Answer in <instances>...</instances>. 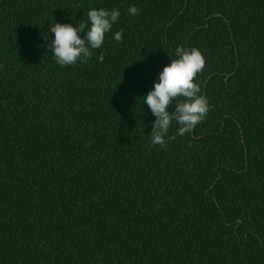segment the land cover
I'll use <instances>...</instances> for the list:
<instances>
[{
  "label": "trees",
  "instance_id": "obj_1",
  "mask_svg": "<svg viewBox=\"0 0 264 264\" xmlns=\"http://www.w3.org/2000/svg\"><path fill=\"white\" fill-rule=\"evenodd\" d=\"M93 7L121 15L60 67L49 24ZM177 46L210 110L161 147L140 97ZM0 264H264V0H0Z\"/></svg>",
  "mask_w": 264,
  "mask_h": 264
},
{
  "label": "clouds",
  "instance_id": "obj_2",
  "mask_svg": "<svg viewBox=\"0 0 264 264\" xmlns=\"http://www.w3.org/2000/svg\"><path fill=\"white\" fill-rule=\"evenodd\" d=\"M127 14L136 16L139 9L133 5L128 7ZM118 9L90 8L87 12L86 22L60 23L54 20L49 24L47 33L52 37L44 38L48 41L46 47L51 52V57L60 67L73 66L90 58L92 50L104 46L105 37L112 31L120 17ZM83 33V37L81 36ZM111 38L116 42L123 39V30L112 33ZM176 59L170 60L158 73L152 88L142 97V106L147 105L148 112L154 117L151 122L149 135L152 145L164 147L168 140L175 136H184L191 132L197 124L203 121L210 110V104L201 88L195 82V77L205 65V58L198 48L186 49L177 46L174 51ZM103 62L104 55L97 57ZM182 97V100H178ZM173 110L168 111L169 105ZM175 124L176 132L169 136L170 127Z\"/></svg>",
  "mask_w": 264,
  "mask_h": 264
},
{
  "label": "water",
  "instance_id": "obj_3",
  "mask_svg": "<svg viewBox=\"0 0 264 264\" xmlns=\"http://www.w3.org/2000/svg\"><path fill=\"white\" fill-rule=\"evenodd\" d=\"M233 58V56L231 55V59Z\"/></svg>",
  "mask_w": 264,
  "mask_h": 264
}]
</instances>
